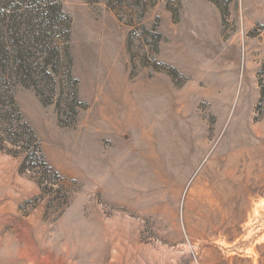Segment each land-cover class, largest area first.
Segmentation results:
<instances>
[{"label":"rangeland","instance_id":"1","mask_svg":"<svg viewBox=\"0 0 264 264\" xmlns=\"http://www.w3.org/2000/svg\"><path fill=\"white\" fill-rule=\"evenodd\" d=\"M61 1L68 40L39 46L60 49L55 91L38 74L13 95L67 199L0 149V264H264V0H155L156 54L145 33L128 45L139 0ZM65 52L85 105L70 127Z\"/></svg>","mask_w":264,"mask_h":264},{"label":"trees","instance_id":"2","mask_svg":"<svg viewBox=\"0 0 264 264\" xmlns=\"http://www.w3.org/2000/svg\"><path fill=\"white\" fill-rule=\"evenodd\" d=\"M112 1L114 0H106L110 8H113ZM139 1L130 11L128 19L130 25H139L141 31L130 32L128 45L134 41H142V35L145 33L149 36V40L145 41L153 46L152 51L156 54L161 34L155 27L148 30L143 25L144 16L149 8L154 6L155 0ZM118 20L121 18L118 17ZM70 23L69 17L63 12L61 0H18L14 6L10 2L0 0V149L5 150L6 146H9L11 149H7L8 154L22 158L20 172L30 170L43 182L55 184L58 187V190L54 191L56 197L63 200V203H66L67 199L63 179L46 163L40 141L33 129L24 121L14 99L13 85L17 77H22L24 81H32L34 76L42 74L49 80L51 90L55 91L58 85L54 79L57 69L52 64L63 60L60 49L53 46L43 51L39 46L46 44L48 38H52L57 30H65L68 40ZM65 62L64 74L69 80L71 104L66 107L67 112L66 109L62 111L57 103L55 109L57 124L70 127L76 120L78 109L84 108L85 105L78 99L77 80L72 77L71 59L66 52ZM157 69L159 68L156 67ZM261 94L263 97V90ZM52 101L41 98L43 104Z\"/></svg>","mask_w":264,"mask_h":264},{"label":"crops","instance_id":"3","mask_svg":"<svg viewBox=\"0 0 264 264\" xmlns=\"http://www.w3.org/2000/svg\"><path fill=\"white\" fill-rule=\"evenodd\" d=\"M139 92H140V96H142V98L147 96L146 95L147 92H146L145 88L144 89L142 88V90L140 89ZM87 148L85 150H83L82 155L80 156V165L83 168H85L86 166H91L94 158H96V151H94L93 149L91 150V149H89V148L87 149ZM119 159H120L119 160V166L121 164H123V167H124L123 169L125 171H127V170L128 171L129 170L134 171V170H136V167L139 166L136 163V161H134V160L131 161L129 156L124 155V156L119 157ZM174 160H176V159H174Z\"/></svg>","mask_w":264,"mask_h":264},{"label":"bare ground","instance_id":"4","mask_svg":"<svg viewBox=\"0 0 264 264\" xmlns=\"http://www.w3.org/2000/svg\"><path fill=\"white\" fill-rule=\"evenodd\" d=\"M101 34H103V32H101ZM95 35V34H94ZM101 36V35H100ZM90 39V38H89ZM93 41V40H92ZM91 42V41H90ZM97 45H94L93 46V49H100L101 47H103V48H105L107 51H108V55H110V52L113 54L114 52L111 50V48L109 49V44L108 43H106V41L104 40L103 41V39H100V41H97V42H95ZM94 44V43H93ZM98 53L102 56L103 55V50H101V51H98ZM112 54L110 55V56H112ZM110 56H107L106 57V61L107 62H109L110 60ZM106 69H108V71L110 72V74H111V72L112 73H114L115 74V72H116V70H114V68H110L109 66H107L106 67ZM109 74V75H110ZM249 165V164H248Z\"/></svg>","mask_w":264,"mask_h":264}]
</instances>
